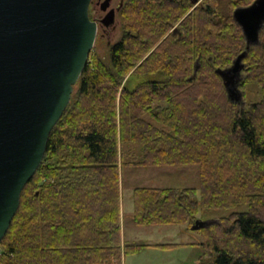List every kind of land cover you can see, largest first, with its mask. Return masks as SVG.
<instances>
[{"label": "trees", "instance_id": "16d2710c", "mask_svg": "<svg viewBox=\"0 0 264 264\" xmlns=\"http://www.w3.org/2000/svg\"><path fill=\"white\" fill-rule=\"evenodd\" d=\"M253 2L126 1L109 64L89 54L22 190L0 242L3 264H122L148 246H175L122 245L120 171L188 165L199 167L200 200L195 188L136 187L134 224L190 229L203 210L246 205L194 231L198 264H264V26L248 46L233 17ZM244 52L240 86L256 84L258 103L230 98L217 73ZM129 74L140 79L133 88L123 85ZM131 145L139 157L126 162Z\"/></svg>", "mask_w": 264, "mask_h": 264}, {"label": "water", "instance_id": "95a60500", "mask_svg": "<svg viewBox=\"0 0 264 264\" xmlns=\"http://www.w3.org/2000/svg\"><path fill=\"white\" fill-rule=\"evenodd\" d=\"M90 3L0 0V242L86 67L97 36ZM233 17L247 45L257 44L264 0L236 9ZM245 54L217 70L234 100H240L235 88ZM208 225L196 220L190 230Z\"/></svg>", "mask_w": 264, "mask_h": 264}, {"label": "rangeland", "instance_id": "374dc122", "mask_svg": "<svg viewBox=\"0 0 264 264\" xmlns=\"http://www.w3.org/2000/svg\"><path fill=\"white\" fill-rule=\"evenodd\" d=\"M128 0H125V3ZM118 0L112 1V6ZM201 1L194 3V7ZM124 3V5H125ZM123 5V6H124ZM93 3V7H94ZM193 8V7H192ZM123 9V8H122ZM98 11V8H95ZM90 16H96L92 8L89 9ZM116 27L108 30L107 33L98 30L94 45L90 52L91 59L99 58L104 64H109V54L111 47L116 44L123 36V20L121 12L116 16ZM251 46V45H250ZM246 77L243 68L238 77V85L235 90L240 99L242 96L249 104L258 103L261 100V90L256 84H248L245 88L240 86ZM140 79L128 75L123 80V85L133 88ZM242 92H241V91ZM125 161H132L139 157V146H126L122 150ZM200 178L199 167L196 165L188 166H167V167H123L121 169V189L119 182V192H121L123 208V230L128 244H174L169 248H159L148 246L140 252L129 254L123 257L122 264H198L202 255L200 241L202 235L196 232H185L180 225H159V226H137L133 223V201L132 190L136 187H150L161 189H186L195 188L197 190L196 199L200 200L199 194ZM246 205H240L231 210H203L195 220L208 222L209 225L220 218L228 217L233 212L246 210ZM186 226V225H185ZM121 230V225H120Z\"/></svg>", "mask_w": 264, "mask_h": 264}, {"label": "flooded vegetation", "instance_id": "af4514ba", "mask_svg": "<svg viewBox=\"0 0 264 264\" xmlns=\"http://www.w3.org/2000/svg\"><path fill=\"white\" fill-rule=\"evenodd\" d=\"M113 0H91L89 9L92 8L94 13H97L96 16L89 14V17L92 21L97 24V33L101 29L103 32L107 33L108 30H113L116 27L117 21L116 16L121 12L125 0H118L117 4L112 6ZM94 3V7H93ZM98 8V11H95V8Z\"/></svg>", "mask_w": 264, "mask_h": 264}, {"label": "crops", "instance_id": "0c3cea01", "mask_svg": "<svg viewBox=\"0 0 264 264\" xmlns=\"http://www.w3.org/2000/svg\"><path fill=\"white\" fill-rule=\"evenodd\" d=\"M148 188H150V187H148ZM120 189H121V171H120ZM133 191V190H132ZM121 193V192H120ZM121 203H122V198H121V194H120V205H121ZM134 211V210H133ZM123 208L121 207V209H120V225H121V243H122V245L123 244H128L127 242H126V239H125V234H124V230H123ZM132 220H133V218H132ZM134 223V222H133ZM180 226H183V230L185 231V232H193L192 230H190V229H188L185 225H180ZM201 241V239L197 242V244L199 243ZM136 244V243H135ZM122 260H123V256H122Z\"/></svg>", "mask_w": 264, "mask_h": 264}, {"label": "built area", "instance_id": "2783aa9c", "mask_svg": "<svg viewBox=\"0 0 264 264\" xmlns=\"http://www.w3.org/2000/svg\"><path fill=\"white\" fill-rule=\"evenodd\" d=\"M1 257H2V252H1V249H0V264H3V263L1 262Z\"/></svg>", "mask_w": 264, "mask_h": 264}]
</instances>
